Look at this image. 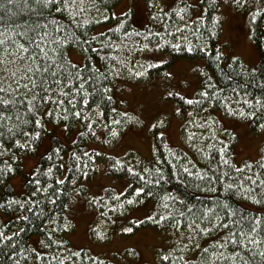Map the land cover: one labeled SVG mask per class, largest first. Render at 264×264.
I'll return each mask as SVG.
<instances>
[{
    "label": "trees",
    "instance_id": "obj_1",
    "mask_svg": "<svg viewBox=\"0 0 264 264\" xmlns=\"http://www.w3.org/2000/svg\"><path fill=\"white\" fill-rule=\"evenodd\" d=\"M142 1L147 6L148 14L145 29L133 24L132 11L117 17L113 15V9L121 0H75V4L67 10L61 7L60 0H53L55 7L61 9L59 13L51 6L45 10L37 4V0H0V41L18 44L23 42L18 35L21 31L35 28L43 34V25L47 24V30L52 31L50 21L55 20L59 33L52 31V35H59L61 40L66 41L58 49L63 53L64 67L68 73L78 69L83 77L77 87L89 75L95 74V79L84 85L85 91L91 93L87 105L79 103L76 108H72L67 102L60 107L53 102L46 103L39 113L40 126L21 124L17 114L22 113V109H13L11 106L5 113L8 118L0 120V231L8 236L19 232L12 241L0 244V264H114L94 257L88 249L76 251L71 241L65 238L74 228L73 222L68 219V209L77 197H84L88 191L85 181H89L98 172L102 167L99 164L106 166L105 173L109 177L115 180L126 179L131 186L122 195L113 188L105 189L95 202L92 200V207L107 226L124 225V218L128 217L132 229L130 235L138 230L151 229L159 233L172 230L185 237L183 247L179 241H172L168 260L163 259V254L155 255V264H225L223 260L214 258L213 253L217 250L212 245L214 241L222 240L227 230L217 228L210 234H197L194 230L198 225L205 226L199 214L206 208L216 205L214 210L220 216H224L228 210L235 213L229 215L226 222L237 228L240 225L233 222L239 220L241 215L264 217V202L258 204L245 194L246 189L257 187L248 183L247 177L264 180V175H261L264 169L260 167L264 164V146L256 162L238 168L235 164L237 136L234 130L225 126L222 119L225 117L245 122L251 132L264 134V129L257 127L251 119L232 115L226 110L243 107L248 111L242 103L237 105L235 101L241 100L242 96L249 99L264 96V0H236L235 3L233 0H201L205 13L200 18L192 17L193 7L185 1L179 2L170 13L165 12L158 0ZM67 2L72 4V0ZM221 2L247 13L251 23V38L259 54L255 68L245 67L241 60L233 59L223 49V29L218 17ZM85 20L87 23H84ZM101 26L110 27L95 34ZM157 44L160 46L157 47ZM174 45H178L179 50ZM0 47H8V43ZM189 47L192 48L191 52L187 51ZM150 48L167 54L169 60L146 68L143 76L133 75L136 72L133 66L137 64L139 56ZM73 50L83 55L81 63H74L70 59L69 52ZM217 53L220 54L218 57ZM177 60H203L208 74L204 79V89L197 92L193 103L189 104L188 99L175 93L169 97L179 109L180 118L185 120L181 144L172 147L164 133L160 132L162 127L156 125L151 133L154 144L148 165L136 158L138 164L135 163L133 168L126 162L127 157L118 158L106 154L100 147H91L93 143H101L98 139L100 132L103 131L108 143L113 144L132 126L133 117L128 113H118L116 109L120 106L117 98L121 82H144L151 76L165 77L170 65ZM70 64L77 67H71ZM138 66L142 67L140 64ZM9 67L16 70V66ZM90 85H95L98 93H92ZM101 89L102 94L99 91ZM203 91L214 95L205 101L201 97ZM57 99L66 98L56 93L53 100ZM45 109L54 110V115H45ZM75 111H80L82 115L76 117L70 114ZM260 114L264 113L258 116ZM65 116L67 119H64ZM29 118L27 114L21 115V119ZM18 124L19 128L16 127ZM49 125L63 129L68 139L72 140L62 142L51 133ZM20 129L39 133L31 138V147L21 149L16 146V139H28L21 135ZM47 138L50 145L42 150L37 165L27 175L24 173L22 156L34 155ZM57 148L60 149L59 153L55 151ZM65 164L67 172L63 177ZM8 165H11V170ZM49 168L52 169L51 176L47 174ZM145 168L148 169L147 173L143 171ZM129 169L143 174L147 179L140 180ZM20 175L24 178L25 194L22 198L17 196L12 184L13 179ZM35 180H40V185L35 184ZM58 180L63 183L58 184ZM147 180L160 182L149 184ZM48 184L52 187L38 191L41 185ZM230 184H236L237 188H229ZM137 186L144 187L152 195L142 194L139 203L124 204L121 208L120 201L128 197ZM253 194L257 199L261 198ZM166 195L179 196L184 203L170 202ZM117 196L119 200L114 199ZM29 200L39 203L26 204L24 209L15 203L12 207L6 204L10 201L25 203ZM165 204H168L167 209L164 208ZM146 206H152L148 215L157 210L163 215L167 211L172 214L175 222H161L157 226L144 218L140 224H135L136 218L130 214ZM27 208L32 211L29 212ZM23 216L28 219L24 220ZM35 236H38V244L33 241ZM262 237L264 232L255 238L260 241ZM203 249L208 251L204 252ZM231 251L234 249L229 247L225 254ZM261 253H264V242L253 250L243 249V260L249 264H264ZM228 264H231V260ZM237 264H241L239 259Z\"/></svg>",
    "mask_w": 264,
    "mask_h": 264
},
{
    "label": "rangeland",
    "instance_id": "obj_2",
    "mask_svg": "<svg viewBox=\"0 0 264 264\" xmlns=\"http://www.w3.org/2000/svg\"><path fill=\"white\" fill-rule=\"evenodd\" d=\"M181 1H185L193 7V18H200L204 15L205 10L201 0H158V3L166 13H170ZM128 11H132L133 24L145 29L148 23L146 4L142 0H121L112 12L117 17ZM218 17L222 24L221 44L225 52L230 57L241 60L245 67L255 68L259 62V54L251 38V23L247 13L221 2ZM109 27L101 26L94 33L99 34ZM146 52L141 53L137 64L133 66L136 72L143 73L142 76L149 65H160L169 60L167 54L155 52L153 48ZM69 56L74 63H81L83 60V55L75 50L70 51ZM138 64L142 67L139 68ZM207 76L203 60L194 62L177 60L170 65L165 77L151 76L144 82L124 80L121 82L118 98L116 95L120 103L116 109L118 113H128L133 117L132 126L121 134L113 144L108 143L107 138L104 137L105 133L102 131L98 137L101 143L99 145L93 143L90 146L100 147L106 154L118 158L127 157L126 162L132 168L137 163L136 158L145 161L144 165L147 166L154 144L151 133L155 130L156 125L162 127L163 130L160 132L164 133L172 147L181 144L185 120L180 118L178 108L169 99L168 93H179L184 98L193 100L199 91L204 89L203 83ZM222 119L225 126L234 130L237 136L236 166L241 168L244 164L256 162L264 146V134L251 132L249 125L245 122L225 117ZM48 128L62 142L67 143L72 140V138L68 139V135L63 129L52 125H49ZM49 145L50 140L47 138L34 155L24 154L22 156L24 173L31 174L37 165L40 153ZM100 165L102 167L98 172L89 181H85L88 191L84 197H77L68 209V219L73 222L74 228L65 238L71 241L76 251L88 249L94 257L114 264H155V255H167L171 250L173 240L185 241L182 233L172 230L159 233L151 229H142L130 235L129 232L122 231L124 228H131L128 217L124 218V225L108 224L107 226L92 207V200L101 196L108 188H113L118 194H123L130 183L126 179L115 180L109 177L105 173L106 166L104 164L98 166ZM63 169L64 177L67 172L66 164ZM12 184L17 196L22 198L25 194L23 176L15 177ZM151 209L152 206H146L132 212L130 216L141 220L149 214ZM37 240L38 236H35L33 238L35 244H38Z\"/></svg>",
    "mask_w": 264,
    "mask_h": 264
},
{
    "label": "snow or ice",
    "instance_id": "obj_3",
    "mask_svg": "<svg viewBox=\"0 0 264 264\" xmlns=\"http://www.w3.org/2000/svg\"><path fill=\"white\" fill-rule=\"evenodd\" d=\"M233 2L235 3L236 0H233ZM60 3L61 7L67 10L75 4V0H72V4H69L67 0H60ZM37 4L42 5L45 10L51 6V8L57 13L61 11L60 8L55 7L53 0H37ZM183 10L184 9H181V11ZM74 14L75 13H70V15ZM175 14L179 15L180 13L176 12ZM41 15H43V13H41ZM104 18L106 19V17ZM253 19H255V16H253ZM50 23L53 25L52 31L59 33V29L55 27L56 21L52 20ZM84 23H87V20H85ZM36 27H40V25H37ZM47 27V24L43 25V29H45L43 34L37 32L35 28L21 31L18 35L23 39V42L18 44L15 42L0 41V46L8 43V47H0V120L8 118L5 116V113L8 112L9 106H11L13 109H22V113L17 114V119L20 120L21 124L40 126L41 119L39 118V113L46 103L53 102L56 103L57 107H60L67 102L72 108H76L79 103L85 105L89 103L91 93L85 91L84 85L95 79V74L89 75L88 78L84 80L83 83H79V87H77V83L83 78L82 74L78 69L74 73H68L67 69L64 67L63 53L62 51H58L60 45L66 41L61 40L59 35L53 36L52 31H48ZM91 39L95 40V37H92ZM85 43H87V41H85ZM156 46L159 47L160 45L157 44ZM173 47L179 50L178 45H174ZM9 48L11 50H9ZM187 51L191 52L192 48L189 47ZM219 55L220 54L217 53V57ZM10 65L16 66V70H12L9 67ZM70 66L74 68L77 67L76 65L71 64ZM149 67H152V65H149ZM96 71L98 72V69ZM18 72L20 73L19 75L17 74ZM142 74L143 73L141 72L133 73L135 76H140ZM73 76L75 77V80L73 79ZM96 83H99V81ZM90 86L92 88V93H98V89L95 85ZM210 86L211 85H209V87ZM64 89H67V91ZM99 91L100 94H102L103 90L101 89ZM56 93H59V95H62L66 99L53 100V96ZM168 95L172 96L174 93L170 92ZM175 95H179V93H175ZM213 95L214 93L210 94L207 91L201 93V97L205 101ZM188 103L191 104L193 101L189 100ZM235 103L237 105L242 103L244 107L248 108V111H245L243 107L227 108L226 110L230 114L247 117L251 119L257 127L264 129V114L258 116L259 113H264V96L258 98L254 97L252 99L242 96L241 100H237ZM177 111H179V109H177ZM22 114H27L30 118L21 119ZM44 114L52 116L54 115V110L45 109ZM70 114L76 117L82 115L80 111H75ZM64 119H67V117L65 116ZM16 127L19 128V124L16 125ZM65 127H67V125H65ZM20 133L23 137H28V139L15 140L16 146L21 149L31 147V138L39 135L38 132H24L23 129H20ZM111 134L115 135V132H112ZM55 151L59 153L60 149L57 148ZM85 155L87 154L85 153ZM7 167L11 170V165H8ZM260 167L264 169V164H261ZM129 171L138 176L140 180L147 179L143 174L135 173L133 169H129ZM143 171L147 173L148 169L145 168ZM184 171L187 172L188 170L184 169ZM51 173L52 169L49 168L47 174L51 176ZM261 175H264V172H262ZM247 181L248 183L257 186L256 188L246 189L245 194L248 198L254 200L258 204L264 202V180H253L252 177L249 176L247 177ZM159 182V180L154 182L147 180V183L149 184H158ZM34 183L40 185V180H35ZM57 183L62 184L63 181L58 180ZM51 187V184L46 186L41 185L38 191H45L47 188ZM228 187L235 189L237 188V185L230 184ZM253 193L258 194L261 198L257 199V196ZM142 194L147 196L152 195L151 192H146L144 187L137 186L132 189L128 197H125L124 200L120 201L119 206L123 208L124 204L131 205L133 203H139ZM33 195H35V192ZM114 199L119 200V196L114 197ZM166 199L170 202L179 201L181 204L184 203L179 196L166 195ZM51 202L52 201H49V203ZM93 202H95V198L93 199ZM13 203L19 208L24 209L26 204H38L39 202L33 200L26 201L25 203H20V201L6 202L8 207H12ZM113 207L115 208V205ZM188 207L191 208L190 205ZM216 207V205H213V207L206 208L199 214V219L205 224V226L200 227L198 225L194 230L197 231V234H210L217 228L226 229L227 231L223 239L213 242L212 247L217 250L213 253L214 258L223 260L225 264H228L229 260H231V264H237V259L241 261V264H249L248 261L243 260L242 252L243 249L253 250L254 248H258L260 243L264 242V237H262L260 241L255 238L256 236H259L261 232H264V217L241 215L239 220L233 222L234 224L240 225V227L237 228L226 222L228 216L235 215V213H231L230 210H228L225 211L224 216H220L214 210ZM164 208L167 209L168 204H165ZM27 210L29 212L32 211L31 208H27ZM179 215H183V213H179ZM19 218L21 217H18V219ZM22 218L24 220L28 219L27 216H23ZM145 220L152 221L157 226H159L161 222H175L171 213L166 211L161 215L159 210L153 212L151 215L145 216ZM134 223L140 224L141 221L136 219ZM176 226L178 227L179 225L177 224ZM5 227H7V225H5ZM122 231L130 232L132 229L124 228ZM18 234L19 232L17 231L12 233V236H8L0 231V244H3L4 241H12V238ZM97 235L100 234L97 233ZM189 239H191V237H189ZM179 243H181V247H183L182 242ZM229 247L233 248L234 251L227 252L226 255L225 252ZM221 249L225 251H221ZM21 251H23V249H21ZM203 251L207 252L208 249H203ZM261 255L264 256V253H261ZM163 259L168 260L169 256L165 255L163 256Z\"/></svg>",
    "mask_w": 264,
    "mask_h": 264
}]
</instances>
